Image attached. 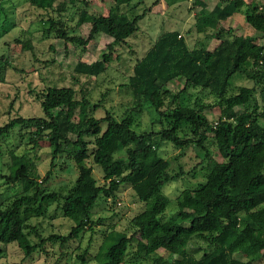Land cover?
Segmentation results:
<instances>
[{
	"label": "trees",
	"instance_id": "trees-1",
	"mask_svg": "<svg viewBox=\"0 0 264 264\" xmlns=\"http://www.w3.org/2000/svg\"><path fill=\"white\" fill-rule=\"evenodd\" d=\"M77 1L27 0L32 7L57 15L58 18L48 15L45 32L54 33L65 45L85 46L100 34L112 39L100 59L91 63L77 62L73 68L77 74L97 76L109 63L113 44L125 43L138 30V22L146 10L133 13L136 4H131L132 0H112L116 7L124 5L128 8L126 12L115 8L102 15L79 8L76 24L90 25L86 38H82L69 34L60 19V15ZM80 3L87 2L80 0ZM193 4L200 6L194 16L195 28L198 31L205 28L215 30L213 35L219 40L217 46L190 49L177 31H165L135 62L125 84L135 105L150 104L166 122L159 121L158 130L137 133L132 128L130 115L118 119L110 111L96 118L87 114V109H97L100 101L91 103L85 97L77 99L73 87L53 85H45L36 94L37 98L40 97L42 116H18L0 125V139L24 123L32 129L31 140L45 137L51 147V165L65 148L76 146L84 150L89 143L87 138H91L94 145L92 159L100 167L103 180L99 185L92 176L80 177L72 191L63 196L59 206L62 214L73 222L69 231L42 236L33 228L37 241L32 242L24 232L25 217L39 215L44 204L53 200L57 193L46 191L40 185L48 180L49 171L38 181L34 164L23 155L12 152L9 171L0 174V178L7 183H20L23 193L15 196L9 204L0 206V243L15 242L27 257L43 248L46 242L63 245L77 239L84 229H92L95 223L90 212L96 199L113 198L120 185L127 184L145 207L130 219L133 228L130 235L114 229L106 233L96 254L97 264H125V251L138 234L142 239L137 240L135 253H143L151 264H254L263 257L264 44H258L256 40L258 36H264V11L250 2L244 21L254 34L237 35L220 22L239 10L244 0H227L222 6L214 5L210 10L205 9L201 0H193ZM224 34L231 35V38H225ZM235 73L251 80L253 86H240L229 92L230 78ZM175 79L181 80L182 87L173 93L167 84ZM194 87L208 90L214 97L213 103L192 100L186 105L162 110L165 98L175 102L180 93ZM256 93L263 103V110L259 113ZM211 105L220 108L213 122L202 114ZM76 109L79 110L74 120ZM102 124H105L103 130ZM183 124L188 125L191 137L178 134ZM207 133L211 134L222 160L209 169L204 181L194 189L185 188L180 192L176 199V217L162 220L168 199L161 188L178 176L168 174V163L157 152L160 141H169L179 149L193 144L204 150ZM193 237L206 244L199 257L185 249ZM158 249L173 255L172 259L168 261L157 254ZM85 253L77 256L83 264H86ZM240 253L244 254V260L234 256ZM0 264L33 263L3 261Z\"/></svg>",
	"mask_w": 264,
	"mask_h": 264
},
{
	"label": "rangeland",
	"instance_id": "rangeland-1",
	"mask_svg": "<svg viewBox=\"0 0 264 264\" xmlns=\"http://www.w3.org/2000/svg\"><path fill=\"white\" fill-rule=\"evenodd\" d=\"M78 0L60 15V19L68 29L69 34H76L86 38L90 25L88 23L76 24L79 8L88 12L106 15L109 10L128 11L124 5L116 7L112 0ZM206 10L214 5L222 6L227 0H201ZM252 2L258 10L264 11V0H244V5L234 12L232 16L220 24L230 28L232 34H254L244 21L247 5ZM136 4L133 13L145 15L138 22V30L126 39L125 43L113 44L112 56L105 70L97 76H88L74 72L77 62L91 63L98 59L103 52H107L112 39L100 34L90 40L85 46L77 44H64L54 33L47 34V17L55 13L32 7L27 0H0V125L14 117H39L43 115L40 107V97L36 94L45 86H71L75 90V98H87L91 103L100 101L97 109L88 107L87 114L96 118L104 116L110 111L116 118L130 115L133 119L132 128L137 133L156 131L160 128V115L154 111L150 104L135 105L130 89L126 82L132 74L135 62L141 58L151 47L159 35L165 31H177L184 39L188 48L200 46L213 49L219 43L213 35L215 30L205 28L198 31L194 26V16L200 11L199 5L193 0H132ZM149 8V10L147 9ZM58 18V17H57ZM225 38L231 35L224 34ZM18 39V42L15 41ZM258 44H264V36H258ZM27 45L29 47H27ZM52 47V50L50 49ZM259 80V79H258ZM261 80V79H260ZM240 86H253V82L240 74H233L230 78L229 92H234ZM167 87L176 93L182 87L181 80L175 79ZM259 104L257 112L263 110V103L256 93ZM192 100H201L212 104L214 97L206 89L190 88L180 93L175 102L165 98L162 110L170 109L176 105H186ZM241 111V107H235ZM79 109L75 110L74 120ZM220 112L218 106L211 105L203 110L202 114L210 122L216 120ZM55 110L53 111V114ZM164 124V122L162 120ZM102 130L105 124H102ZM180 136L191 137L187 124H183L178 132ZM32 129L27 123L15 126L9 134L0 139V174H7L11 163V153L23 155L35 167V174L42 179L46 172H50L48 180L40 183L46 191L56 192L53 200L44 204V210L39 215L25 217L24 232L32 242H36L35 228L42 236L52 233L66 234L73 225L72 220L62 214L59 206L63 196L74 188L80 177L92 176L96 183L103 184L102 171L93 162L92 152L94 145L91 138L84 150L73 146L65 148L51 165V147L45 137L32 138ZM74 138L73 134L69 135ZM204 150L190 144L182 149L176 148L169 141L161 140L158 154L167 161V172L177 175L176 180L167 182L161 192L168 199V204L161 216L162 220H171L177 215L176 199L185 189H194L204 181L206 173L222 158L218 154L210 133L203 141ZM32 189L29 190L31 192ZM20 183H7L0 178V206L9 204L15 196L22 194ZM145 207L139 202L131 187L120 185L113 198L98 197L90 212V218L95 221L92 229H84L79 237L63 245L58 242H46L43 248L24 257L15 242L0 243V262L14 261L33 264H83L78 255L84 254L86 264H97L96 254L106 233L110 229L125 232L130 235L133 228L130 219ZM138 234L129 242L124 255L125 264H151V260L143 253L136 254L135 248ZM205 242L193 237L185 246L188 252L196 257L201 255ZM198 248V249H196ZM157 254L170 261L173 255L158 249ZM235 257L244 260L243 253ZM254 264H264L263 257Z\"/></svg>",
	"mask_w": 264,
	"mask_h": 264
}]
</instances>
